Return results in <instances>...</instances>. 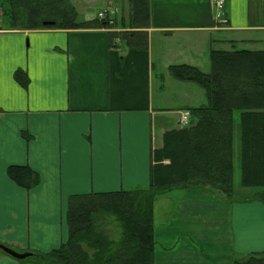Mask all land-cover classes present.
I'll return each mask as SVG.
<instances>
[{
    "label": "crops",
    "instance_id": "0c3cea01",
    "mask_svg": "<svg viewBox=\"0 0 264 264\" xmlns=\"http://www.w3.org/2000/svg\"><path fill=\"white\" fill-rule=\"evenodd\" d=\"M226 1L219 27L215 0H151L145 49L111 42L119 30L0 26L1 245L48 253L68 240L70 196L148 188L152 152L178 129L179 112L208 101L197 84L175 79L169 68L210 73L212 50L264 44V0ZM18 70L27 74V87L16 81ZM165 83L192 88L200 103L193 97L177 104L171 120L176 109L165 104L175 98L163 101ZM12 165L29 166L40 184L17 186L7 174ZM155 227V264H233L264 253V204L256 200L176 189L156 201ZM0 264L29 263L0 249Z\"/></svg>",
    "mask_w": 264,
    "mask_h": 264
},
{
    "label": "trees",
    "instance_id": "16d2710c",
    "mask_svg": "<svg viewBox=\"0 0 264 264\" xmlns=\"http://www.w3.org/2000/svg\"><path fill=\"white\" fill-rule=\"evenodd\" d=\"M120 19L82 20L70 0H0V15L9 30L111 29L110 41L128 49L148 47L151 0H129ZM53 23V25H46ZM211 71L189 65L171 66V75L206 92L207 104L188 108L191 125L168 131L163 147L152 152L150 185L111 193L72 195L68 199L66 243L48 253L30 252L29 264H155L159 248L155 232L158 198L176 189L210 190L232 201L234 189L235 112L240 117L241 187L257 191L264 204V50H212ZM16 81L27 87V74ZM27 140L28 134H23ZM7 174L17 186L31 190L40 184L29 166L12 165ZM119 224L120 238L111 226ZM233 264H264V253L247 255Z\"/></svg>",
    "mask_w": 264,
    "mask_h": 264
},
{
    "label": "rangeland",
    "instance_id": "374dc122",
    "mask_svg": "<svg viewBox=\"0 0 264 264\" xmlns=\"http://www.w3.org/2000/svg\"><path fill=\"white\" fill-rule=\"evenodd\" d=\"M74 6L77 8V11L80 14L81 19H95L98 17V14L101 12H107L109 11L110 13H114L116 8L118 9L116 15L117 17L120 19L121 17H127L130 11V3L129 0H70ZM1 14V13H0ZM114 16V14L112 15ZM0 26H4V23L1 19V15H0ZM232 49H250V50H254V49H264V44H260V45H252V46H245V45H240L237 46L235 48H229V50ZM159 78L155 77V83L156 86L158 84ZM166 85V89L164 94L166 95V97H163V101L166 100H170L172 101V98H175L174 103L171 102H167L165 105H167V108H172V109H176L174 111H172V113L170 115H168L171 120L174 117V113L177 111V104H183L186 101H191L193 99V97H196L195 99L197 100V102L200 103V98H201V94L198 92H192V88L190 89H181L178 90L174 87H170L168 83H165ZM197 88H199V90H201V92H203V94H206V92L204 91V89H202L199 85ZM163 96V95H162ZM169 98V99H167ZM192 98V99H191ZM195 101V100H194ZM207 101L204 99L202 104H197V106L200 105H206ZM184 110H181L180 112H182ZM239 112H235V122H236V129L237 126H239V129L235 130V157H234V189L236 190V195L234 196V198L232 199V201H250V200H254L255 196L258 192H261L263 190H241V164H240V153H239V145H237L238 141L240 140V135L238 134V132L240 131V117H239ZM191 125V124H190ZM189 125V126H190ZM188 127V126H186ZM186 127H177L178 129H182V128H186ZM239 138V140H238ZM240 190V191H239ZM239 191V192H238ZM113 226H111L112 228V232H113V237H115L116 239L120 238L121 235V228L119 226V224H113Z\"/></svg>",
    "mask_w": 264,
    "mask_h": 264
},
{
    "label": "built area",
    "instance_id": "2783aa9c",
    "mask_svg": "<svg viewBox=\"0 0 264 264\" xmlns=\"http://www.w3.org/2000/svg\"><path fill=\"white\" fill-rule=\"evenodd\" d=\"M225 0H215V7H216V19L221 20L224 16V8H225ZM106 14H100L101 18H104ZM191 119V115L189 112H184L179 119V123L181 126H186L189 124Z\"/></svg>",
    "mask_w": 264,
    "mask_h": 264
},
{
    "label": "water",
    "instance_id": "95a60500",
    "mask_svg": "<svg viewBox=\"0 0 264 264\" xmlns=\"http://www.w3.org/2000/svg\"><path fill=\"white\" fill-rule=\"evenodd\" d=\"M46 25H53V23H46ZM0 249L6 253L7 255L11 256L12 258L16 259V260H19V261H24L30 257L33 256L32 253L30 252H25V253H17L13 250H11L10 248H7L3 245H0Z\"/></svg>",
    "mask_w": 264,
    "mask_h": 264
}]
</instances>
